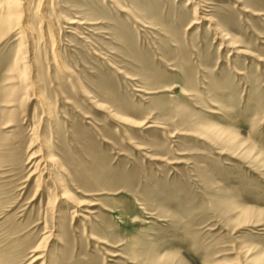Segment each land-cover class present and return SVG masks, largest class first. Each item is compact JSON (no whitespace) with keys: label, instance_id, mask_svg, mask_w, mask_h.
<instances>
[{"label":"rangeland","instance_id":"obj_1","mask_svg":"<svg viewBox=\"0 0 264 264\" xmlns=\"http://www.w3.org/2000/svg\"><path fill=\"white\" fill-rule=\"evenodd\" d=\"M0 264H264V0H0Z\"/></svg>","mask_w":264,"mask_h":264},{"label":"bare ground","instance_id":"obj_2","mask_svg":"<svg viewBox=\"0 0 264 264\" xmlns=\"http://www.w3.org/2000/svg\"><path fill=\"white\" fill-rule=\"evenodd\" d=\"M11 4V3H10Z\"/></svg>","mask_w":264,"mask_h":264}]
</instances>
